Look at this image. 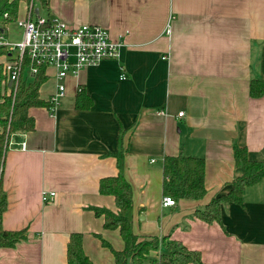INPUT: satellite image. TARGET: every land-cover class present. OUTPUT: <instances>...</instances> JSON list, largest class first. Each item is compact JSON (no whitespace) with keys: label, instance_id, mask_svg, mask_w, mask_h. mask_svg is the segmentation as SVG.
<instances>
[{"label":"crops","instance_id":"crops-1","mask_svg":"<svg viewBox=\"0 0 264 264\" xmlns=\"http://www.w3.org/2000/svg\"><path fill=\"white\" fill-rule=\"evenodd\" d=\"M32 3L34 14L69 25L100 24L122 45L118 57L66 75L54 111L31 107L34 129L10 134L1 170L7 198L2 227L26 228L27 237L0 247V264H67L72 232L82 233L93 264H113L102 239L122 249L119 229L105 228L92 207L117 210L114 196L98 191L100 178L119 171L117 150L124 154L138 236H168L200 251L205 264H264L263 180L244 189L242 203L222 204L220 222L194 215L240 173L234 143L244 145L250 159L264 160V95L249 94L250 80L264 79V0ZM27 7L20 1L17 17ZM2 32L6 41L22 35L15 21ZM6 58L0 54V64ZM46 73L40 97L47 100L59 81L53 66ZM79 87L92 101L88 108L76 107ZM178 153L204 158L206 193L166 206L162 161ZM44 190L55 196L43 202ZM157 256L152 251L147 263Z\"/></svg>","mask_w":264,"mask_h":264},{"label":"trees","instance_id":"trees-1","mask_svg":"<svg viewBox=\"0 0 264 264\" xmlns=\"http://www.w3.org/2000/svg\"><path fill=\"white\" fill-rule=\"evenodd\" d=\"M20 1L29 3L31 0H0V29L8 22L14 21L18 15ZM40 6H46V0H38ZM0 30V33L2 32ZM7 53L4 45H0V54ZM28 57L23 62V68L15 88L3 83L6 76L2 73L0 64V247H11L26 239V228L5 230L2 227V214L7 207L6 193L1 186V170L7 140L11 133L30 131L35 127L34 118L30 116L31 107H49L48 99L40 97V87L47 80L45 64L37 66L35 75H30ZM251 97L264 95V79L252 78L249 82ZM91 99L82 87L78 88L76 107L88 108ZM116 157L118 173L104 176L98 183L101 194L114 196L117 210L114 212L105 207H92L96 215H103V226L108 229L118 228L123 241V248L115 250L102 239V244L111 249L113 264H148L147 260L152 251H157L153 264H205L200 251L188 249L181 242L169 239L168 236L156 235L138 236L132 226V187L123 174V151L112 153ZM234 163L240 168V173L230 181L227 192L212 196L205 204L197 207L194 215L208 223L220 222L221 206L226 202L242 203L244 189L252 184L264 181V160H253L248 157L244 145L233 144ZM162 194L169 195L174 200L201 199L206 193L204 185V158L202 156L165 155L162 161ZM67 264H93L85 254L82 246V233L72 232L66 243Z\"/></svg>","mask_w":264,"mask_h":264},{"label":"built area","instance_id":"built-area-1","mask_svg":"<svg viewBox=\"0 0 264 264\" xmlns=\"http://www.w3.org/2000/svg\"><path fill=\"white\" fill-rule=\"evenodd\" d=\"M14 21L22 29L19 40L6 41L3 39V32L0 33V45H4L7 50V58L2 62V73L6 76L3 83L15 88L26 57L30 60L28 70L32 76L37 72L38 65L53 66L59 83L48 98L51 105L46 108L51 112L64 96L65 86L61 80L66 75H75L82 67L94 65L103 59L118 57L122 45L121 41L112 39L107 28L100 24L69 25L56 17L34 14L32 0L28 3L24 16L17 17ZM182 113L179 112L178 115L181 116ZM20 148H25V142L20 143ZM54 196L55 191L44 190L41 200L47 202ZM175 203L174 198L163 195V205Z\"/></svg>","mask_w":264,"mask_h":264},{"label":"water","instance_id":"water-1","mask_svg":"<svg viewBox=\"0 0 264 264\" xmlns=\"http://www.w3.org/2000/svg\"><path fill=\"white\" fill-rule=\"evenodd\" d=\"M35 11H37V8H35ZM0 30H2V29H0ZM9 85H10V82H9Z\"/></svg>","mask_w":264,"mask_h":264}]
</instances>
